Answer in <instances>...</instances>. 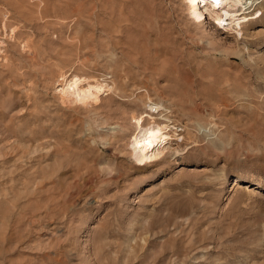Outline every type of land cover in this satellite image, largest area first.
I'll return each mask as SVG.
<instances>
[{
    "label": "rangeland",
    "instance_id": "374dc122",
    "mask_svg": "<svg viewBox=\"0 0 264 264\" xmlns=\"http://www.w3.org/2000/svg\"><path fill=\"white\" fill-rule=\"evenodd\" d=\"M260 2L237 27L0 0V264H264ZM165 119L180 152L146 165L134 136Z\"/></svg>",
    "mask_w": 264,
    "mask_h": 264
},
{
    "label": "bare ground",
    "instance_id": "6f19581e",
    "mask_svg": "<svg viewBox=\"0 0 264 264\" xmlns=\"http://www.w3.org/2000/svg\"><path fill=\"white\" fill-rule=\"evenodd\" d=\"M182 1L185 3V10L188 16L196 23L207 20L205 14H209L220 20L225 19L226 23L237 27L244 25L247 20L252 19L256 14L258 5L262 2H260V0ZM151 105V111L155 114H160L163 110V106L161 105L154 103ZM165 120L166 121L162 124L153 122L140 126L138 132L134 136V141L136 142V148L134 149L135 155L146 165L157 163L170 151L173 152L172 155L180 152L178 148L182 146L184 138L177 133V127L173 122H170L169 119ZM173 143H176L178 148H173ZM176 146L174 144V147Z\"/></svg>",
    "mask_w": 264,
    "mask_h": 264
}]
</instances>
